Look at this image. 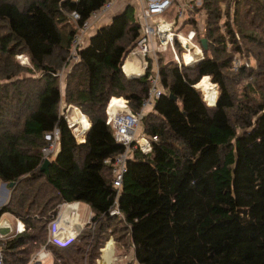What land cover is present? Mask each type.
Instances as JSON below:
<instances>
[{
    "label": "trees",
    "instance_id": "1",
    "mask_svg": "<svg viewBox=\"0 0 264 264\" xmlns=\"http://www.w3.org/2000/svg\"><path fill=\"white\" fill-rule=\"evenodd\" d=\"M106 1L0 0V182L16 183L0 220L11 214L25 227L0 238L4 264H29L43 248L54 264H97L111 238L137 264H264V0H201L188 14L184 26L208 41L205 59L192 68L160 63L165 94L143 119L159 141L134 153L119 191L105 161L124 148L107 109L123 98L138 113L151 88L150 71L139 79L123 71L141 37L135 9L90 36L64 91L59 77L78 27ZM236 56L255 66L235 71ZM207 76L218 86L215 106L196 88ZM63 104L88 118L84 143ZM55 128L61 149L43 172L45 135ZM65 203L89 205L93 218L61 248L48 244V227Z\"/></svg>",
    "mask_w": 264,
    "mask_h": 264
},
{
    "label": "built area",
    "instance_id": "2",
    "mask_svg": "<svg viewBox=\"0 0 264 264\" xmlns=\"http://www.w3.org/2000/svg\"><path fill=\"white\" fill-rule=\"evenodd\" d=\"M116 1L107 0L101 9L94 12L88 21L78 27V33L75 35L71 44L68 64L64 71L59 73L63 91L66 75L80 61L79 53L85 47L87 37L92 32L94 26L108 15ZM141 2H143L142 23L140 24L141 37L137 41L135 48L129 53L127 59L130 60L133 57L141 56L142 68L140 72L131 76L126 70L128 63L126 59L123 71L128 78L132 79L142 78L147 74V71H150L151 88L147 99L144 101L143 109L138 113L132 112L129 108L128 100L123 98H118L119 102L114 107L111 106L112 102H110L107 109V124L114 130L116 142L124 148L123 153L114 159H107L105 161V164L112 168L113 184L118 191L122 188L128 162L134 153L141 152L148 154L152 151V144L159 141L157 136H147L143 129L144 117L147 116L150 108L155 105L156 101L165 94L160 76L159 53L162 49L169 50L170 48L175 56L174 61L180 68H192L205 59L203 46L198 41L197 30L188 32L187 36L176 32L184 28L188 14L192 13L195 7L200 6L201 0H141ZM176 3L179 6L177 18L171 21L165 20V15ZM70 18L76 24L80 20V15L77 12H73ZM203 26L204 22L200 27L203 28ZM238 39H240L239 36ZM157 42L159 44L158 46ZM179 50L181 55H179ZM18 58L24 64V57L19 56ZM244 66L250 68V62L246 58L243 59L240 56H236L234 59V70L238 71ZM208 78L211 81V77L209 76ZM197 85L196 88H198ZM62 115L69 128L73 131L77 141L84 143L86 133L90 129V124L88 122L84 124L80 118L85 117V115L79 108L67 104L62 105ZM45 141L46 145L42 150L44 162L46 160L51 161L59 154L61 149L60 130L55 128L52 132L47 133L45 135ZM78 212L79 203H65L59 206L58 216L48 227V244L64 248L80 237L84 226L79 222ZM111 215L122 217L118 209L112 210ZM0 228H9L12 230L11 225L5 221L1 222V220ZM24 228L18 227L16 232L20 233V231H24ZM3 237L0 235V238ZM42 251H46V249L43 248ZM42 251L33 257L30 264L36 262L37 257ZM102 251L104 252V249ZM0 264H4V257L1 250Z\"/></svg>",
    "mask_w": 264,
    "mask_h": 264
},
{
    "label": "rangeland",
    "instance_id": "3",
    "mask_svg": "<svg viewBox=\"0 0 264 264\" xmlns=\"http://www.w3.org/2000/svg\"><path fill=\"white\" fill-rule=\"evenodd\" d=\"M177 13L178 12L176 11L175 14H174L173 20L176 19ZM198 19H199L198 26L200 27V26L203 25V18L199 17ZM195 30H196L195 26H193V25L188 23V24H186L184 26L183 29H181L180 31L177 30L176 32L187 36L188 32L195 31ZM158 45L159 44L157 42V46ZM179 55H181L180 50H179ZM20 56L24 57L23 58L24 64L22 63V60H20L18 58L19 56L17 57V59L21 62V64L24 65L25 67H29L30 63H29V61H27L28 58L25 55H20ZM158 57H159L160 63L162 65H165V64H168V63L174 61V58H175L174 53H173V51L170 48H169V50L162 49V51L159 53ZM243 59H245V58H243ZM128 60L129 59H127V62H128ZM247 60H248V62H250L251 67L255 66V61L253 59H251V60L247 59ZM191 75L193 77H195L196 74L191 72ZM208 77L209 76H207L206 79L204 78L205 80H207V86L204 83L205 82L204 79L197 86H198L199 90H201L203 100L206 102V104L210 105V106H213L217 102L218 89H217L216 85L212 84V82L210 81V79ZM4 185H5V183L0 182V209L5 206L3 203L8 201V199H10V197H11V195L7 191V189H8L7 185H6L5 189H4ZM2 205H4V206H2ZM91 213H92V210H91V207L89 205H87V204H81L80 205L79 218H80V220L82 222L84 220H88V219L90 220L92 218ZM1 220L10 221L13 225L17 224V221H16L15 217L12 216L11 214H5L4 216H2ZM109 243H112V246H113V249H111V248L109 249L111 251V253H112L111 260L108 263L107 259H104V257H103L104 256V252L102 251L101 258L99 259L97 264H137L133 260V254L129 253V254L125 255L124 248L121 247V245L119 246L118 244H116V241L113 238H111L109 240L107 246L104 249H106L108 247ZM117 246H118V248H117ZM109 250L106 252V255L109 252ZM43 264H54V261L52 259L46 260Z\"/></svg>",
    "mask_w": 264,
    "mask_h": 264
},
{
    "label": "crops",
    "instance_id": "4",
    "mask_svg": "<svg viewBox=\"0 0 264 264\" xmlns=\"http://www.w3.org/2000/svg\"><path fill=\"white\" fill-rule=\"evenodd\" d=\"M129 6H131V7H133L134 9H135V14H136V17H137V19H138V22H139V24H141L142 23V19H141V16H142V11H143V2H141V0H117L116 2H115V4H114V6H113V8H112V10L108 13V15L107 16H105L100 22H98L95 26H94V28L92 29V32L90 33V35L87 37V39H86V44H85V47L86 46H88V44H89V40H90V36L92 35V34H94L100 27H102L103 25H106V24H109L111 21H112V19L115 17V16H117V15H120L121 13H123L125 10H126V8L127 7H129ZM174 6H176V11H178V4L176 3V4H174ZM164 19L165 20H168V21H171V20H173V19H166L165 17H164ZM141 68H142V57L141 56H136V57H133L132 59H130L129 61H128V63H127V67H126V70L128 71V73L132 76V75H134V74H137V72H140L141 71ZM129 79H132V78H129ZM86 117V116H85ZM88 119V118H87ZM89 124H90V122H89ZM90 127H91V124H90ZM7 185V184H6ZM7 187H8V189H10L9 188V186L7 185ZM5 189V188H4ZM10 195H11V191H10ZM9 200L10 199H8V201H6L5 203H3L4 205H6L8 202H9ZM4 205H2V206H4ZM80 205H81V203H79V210H80ZM78 214H79V212H78ZM91 215H92V218H93V213H91ZM4 216V215H3ZM16 219V221H17V224L16 225H13L10 221H5V222H7L9 225H11V227H12V230H11V235L12 234H14V233H16V231H17V228L18 227H21V228H23L24 227V224H23V222L22 221H20L19 219H17V218H15ZM79 219V222L85 227L86 225H88L89 224V222H90V220L88 219V220H84L83 222L80 220V218H78ZM3 220H1V222H2ZM83 227V228H84ZM20 232H22V231H20ZM9 234V235H10ZM5 237H7V236H4L3 238H5ZM42 251V250H41ZM37 254V253H36ZM35 254V255H36ZM34 255V256H35ZM33 256V257H34ZM50 259H52L53 260V256H52V254H51V252L50 251H42L41 253H40V255L37 257V259H36V262L34 263V264H43L46 260H50ZM32 260H33V258H32ZM31 260V261H32ZM31 263V262H30ZM29 263V264H30Z\"/></svg>",
    "mask_w": 264,
    "mask_h": 264
},
{
    "label": "water",
    "instance_id": "5",
    "mask_svg": "<svg viewBox=\"0 0 264 264\" xmlns=\"http://www.w3.org/2000/svg\"><path fill=\"white\" fill-rule=\"evenodd\" d=\"M202 46H203V49L204 50H207L208 49V41L206 39H202ZM135 79H137V78H135ZM215 105H213V106H215ZM50 164H51V161L50 160H46L44 162V164H43V167H42L41 171L44 172V171L48 170ZM15 184L16 183H11L10 184V186H9L10 189H7V191H8L9 194H10V191L12 190V188L15 186ZM4 188H6V184L4 185ZM10 233H11V229H9V228H0V235H2V236H8Z\"/></svg>",
    "mask_w": 264,
    "mask_h": 264
},
{
    "label": "bare ground",
    "instance_id": "6",
    "mask_svg": "<svg viewBox=\"0 0 264 264\" xmlns=\"http://www.w3.org/2000/svg\"><path fill=\"white\" fill-rule=\"evenodd\" d=\"M205 80V79H204ZM205 84H206V86H207V80H205V82H204ZM112 102V104H111V106L112 107H114V106H116V104L119 102L118 101V99L117 98H113V100L111 101ZM216 104V103H215ZM81 119H82V122H84V124L85 123H89V120L87 119V117H80ZM113 249V246H112V243H109V245H108V247L106 248V249H104V259H107V262L109 263V261L111 260V258H112V253H111V251L109 250V249ZM109 250V252L107 253V255H106V252ZM106 255V256H105Z\"/></svg>",
    "mask_w": 264,
    "mask_h": 264
}]
</instances>
